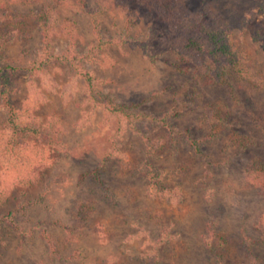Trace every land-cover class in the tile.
<instances>
[{"label":"rangeland","instance_id":"374dc122","mask_svg":"<svg viewBox=\"0 0 264 264\" xmlns=\"http://www.w3.org/2000/svg\"><path fill=\"white\" fill-rule=\"evenodd\" d=\"M180 1L196 16H217L264 78V53L249 39L264 27V0ZM14 2L8 10L28 27L21 37L9 34L12 19L0 12V69L16 88L9 101L38 107L43 121L56 116L62 130L45 133L47 146L24 156L39 184L0 207V218L16 223L0 226V264H264V244L255 243L264 187L245 183L250 160L264 161V89L241 78L229 87L209 83L124 0L51 9L53 55L69 41L62 25L72 24L82 59L51 60L32 77L27 67L47 54L29 8ZM93 100H110L124 115ZM5 117L0 97V128ZM246 136L247 150L234 147ZM2 164L0 156L1 173ZM82 204L94 207L89 220Z\"/></svg>","mask_w":264,"mask_h":264},{"label":"trees","instance_id":"16d2710c","mask_svg":"<svg viewBox=\"0 0 264 264\" xmlns=\"http://www.w3.org/2000/svg\"><path fill=\"white\" fill-rule=\"evenodd\" d=\"M14 1H18L19 4L29 8L34 25L40 33L43 49L47 54L46 59L40 64H33L27 67L32 77L40 76L44 64L49 63L51 60H55L62 65L73 64L82 59L74 48L75 31L72 24H64L61 27L62 33L69 40L67 47L58 55H53L51 47V38L54 33V27L50 20L51 9L70 4L72 0H48V2L47 0H0V12L5 11L12 19V22L7 27V32L21 37L26 33L28 26L26 19L14 16L8 10V5L15 3ZM75 1L86 4V0ZM124 1L128 6L125 10L133 11L131 13L136 11L134 16L137 14L142 19L152 23V26H154L150 31L152 37L162 38L164 40L162 44L170 52L175 54L181 62L192 65L194 71L206 77L209 83L222 84L229 87L232 79L240 80L241 78L244 80L250 79L249 81L253 83L255 88L264 89V78L257 76L249 57L238 48L237 40L232 31L224 27L218 17L209 10H204L200 17L184 8V4L180 0ZM33 7L36 9H33ZM259 9L264 10V4ZM95 30H97V27H95ZM249 39L251 43L264 53V27L258 26L251 33ZM81 76L85 79L90 97L96 99L95 97H98L99 94L92 84L91 74L83 72ZM0 87V97L3 100V107L6 112L5 121L2 128H0V156L5 158L6 163L5 165L2 164L4 172H0V207H2L14 199L18 190L22 193L39 184L41 177L39 170L26 165L27 157L24 156L35 149H40L39 147H46L47 145L42 142V136L45 133L49 134L52 132L56 135V132L62 130V125L58 118L52 115L43 121L38 115V107L36 106L28 103H24L21 106L12 104L8 97L13 91H16V88L10 81L8 74L1 69ZM93 105H101L112 116L124 115L122 114V107L112 104L110 100H93ZM221 119L220 117L215 118L214 123H220ZM260 126L264 127L263 125ZM248 138L247 136L246 138L239 137L237 141H234V147L247 150V142L249 141L246 139ZM148 150L150 149L148 148ZM37 156L42 159L45 154L40 150ZM254 159L250 160V167L245 174V183L251 189L259 188L260 186L264 187V161ZM152 179L153 177L151 176L150 180ZM154 185L155 183L150 182L148 188L151 190V188L155 187ZM80 210L82 218L89 220L94 212V207L91 204H82ZM263 215L260 216L259 214L256 224L261 223ZM7 223L16 225L10 216L0 218V226ZM210 232L211 230L208 233ZM210 234H207L208 238L211 236ZM162 243L161 239L157 241L158 245ZM255 243L257 245L264 244V228L261 229L259 239ZM153 263L161 264L156 258Z\"/></svg>","mask_w":264,"mask_h":264}]
</instances>
